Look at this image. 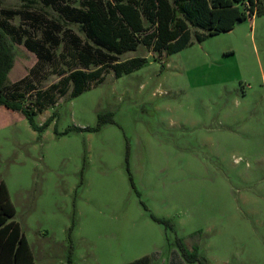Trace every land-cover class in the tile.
I'll return each mask as SVG.
<instances>
[{
  "label": "rangeland",
  "instance_id": "1",
  "mask_svg": "<svg viewBox=\"0 0 264 264\" xmlns=\"http://www.w3.org/2000/svg\"><path fill=\"white\" fill-rule=\"evenodd\" d=\"M86 1L0 0L14 44L4 92L34 111L40 94L37 125L54 116L39 133L0 106V182L33 263L185 264L176 235L206 264H264V0L236 23L239 0H208L212 34L188 26L169 55L137 34L133 51L84 67L70 54L86 42L74 19ZM132 58L144 61L115 77L111 64ZM95 62L70 99L59 80ZM97 115L111 122L95 130Z\"/></svg>",
  "mask_w": 264,
  "mask_h": 264
},
{
  "label": "trees",
  "instance_id": "2",
  "mask_svg": "<svg viewBox=\"0 0 264 264\" xmlns=\"http://www.w3.org/2000/svg\"><path fill=\"white\" fill-rule=\"evenodd\" d=\"M259 0H239L240 10L231 13L232 22H240L244 17L251 16L257 8ZM66 9V8H64ZM74 19L86 38V42L75 53L70 54L71 59L78 60L88 67L98 57L99 61L105 57L101 51L121 54L133 51L136 47L137 34L145 33L141 44L152 52L166 55L182 50L189 42L190 31L194 29L208 31L210 28L212 9L208 0H88L82 9L74 10ZM142 17L148 23L143 25ZM209 34H212L209 32ZM197 41H202L204 35H196ZM26 47L33 49L29 42L24 41ZM41 51L36 52L37 57L42 52L48 53L43 46L38 45ZM71 49H69L70 51ZM36 51V50H35ZM14 58V44L11 35L0 21V106L18 112L27 121L28 126L36 132H42L54 119L53 115L46 118L40 125L34 122L36 112L40 109V94H36L35 103L39 110L34 111L24 105L23 94L18 92H4V83L10 71ZM142 58H132L123 63L111 64L114 76L128 74L143 63ZM98 68L94 72H84L80 69H70L69 73L59 80V84L66 88L70 86L68 97L74 98L87 89L89 80L96 78L103 70V64L95 62ZM97 79V78H96ZM99 78L98 80H100ZM64 93L60 91V94ZM97 115L95 130L102 123H110ZM131 184V180L129 178ZM15 211L9 201L5 186L0 182V264H34L26 239L20 227L14 221ZM151 219L162 227L164 231L174 230L172 219ZM165 235L168 244V238ZM174 245L185 264H206L205 258L199 254L198 248L193 245L188 250L181 238L175 235ZM150 257L142 256L126 264H149ZM182 264V263H180Z\"/></svg>",
  "mask_w": 264,
  "mask_h": 264
},
{
  "label": "crops",
  "instance_id": "3",
  "mask_svg": "<svg viewBox=\"0 0 264 264\" xmlns=\"http://www.w3.org/2000/svg\"><path fill=\"white\" fill-rule=\"evenodd\" d=\"M150 260H151V258H150Z\"/></svg>",
  "mask_w": 264,
  "mask_h": 264
}]
</instances>
